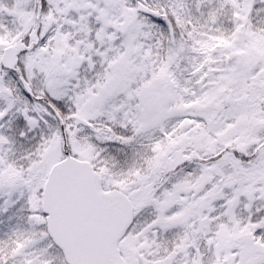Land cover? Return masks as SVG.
Instances as JSON below:
<instances>
[{
  "label": "snow or ice",
  "instance_id": "snow-or-ice-1",
  "mask_svg": "<svg viewBox=\"0 0 264 264\" xmlns=\"http://www.w3.org/2000/svg\"><path fill=\"white\" fill-rule=\"evenodd\" d=\"M0 264H264V0H0Z\"/></svg>",
  "mask_w": 264,
  "mask_h": 264
}]
</instances>
